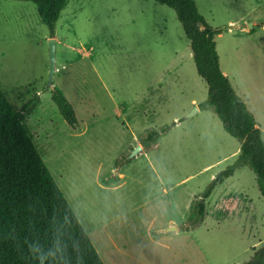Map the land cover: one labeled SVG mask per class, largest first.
Masks as SVG:
<instances>
[{"label": "rangeland", "instance_id": "374dc122", "mask_svg": "<svg viewBox=\"0 0 264 264\" xmlns=\"http://www.w3.org/2000/svg\"><path fill=\"white\" fill-rule=\"evenodd\" d=\"M195 2L222 31L221 69L264 139V0ZM51 31L33 2L0 0V84L17 109L35 100L33 141L105 264L248 262L264 243V197L249 166L216 187L201 224H188L192 202L241 143L206 103L176 12L155 0H70ZM55 88L76 128L52 101Z\"/></svg>", "mask_w": 264, "mask_h": 264}, {"label": "trees", "instance_id": "16d2710c", "mask_svg": "<svg viewBox=\"0 0 264 264\" xmlns=\"http://www.w3.org/2000/svg\"><path fill=\"white\" fill-rule=\"evenodd\" d=\"M18 1L33 2L41 21L54 34L70 0ZM155 1L176 12L197 71L209 87L206 103L214 107L224 129L241 143L236 161L192 202L191 228L203 222L206 200L239 167L247 165L254 171L264 197V139L253 114L221 69L216 37L222 31L206 21L195 0ZM52 101L65 121L76 128L78 118L67 96L55 88ZM35 106L31 100L17 109L0 84V264H105L33 141L26 115ZM158 135L152 131L145 144ZM244 264H264V243Z\"/></svg>", "mask_w": 264, "mask_h": 264}, {"label": "water", "instance_id": "95a60500", "mask_svg": "<svg viewBox=\"0 0 264 264\" xmlns=\"http://www.w3.org/2000/svg\"><path fill=\"white\" fill-rule=\"evenodd\" d=\"M56 48H57V38L52 37L49 39V60H50V74H49V87L52 85V79L56 71ZM196 111V110H195ZM194 111V112H195ZM192 112V114L194 113ZM190 114V115H192ZM142 150V146H138L135 153Z\"/></svg>", "mask_w": 264, "mask_h": 264}, {"label": "crops", "instance_id": "0c3cea01", "mask_svg": "<svg viewBox=\"0 0 264 264\" xmlns=\"http://www.w3.org/2000/svg\"><path fill=\"white\" fill-rule=\"evenodd\" d=\"M243 30H244L245 32H247V33H250V34L253 33V30H252V29L250 30L249 28H244ZM249 30H250V31H249ZM57 44H58V42H57ZM225 74H227V73L225 72ZM229 80H230V79H229ZM233 88H234V87H233ZM244 102H245V101H244ZM246 105H247V104H246ZM247 107H248V106H247ZM248 109H249V108H248ZM259 128H260V127H259ZM260 129H261V128H260ZM262 130H263V129H262ZM262 130H261V131H262ZM262 134H263V132H262ZM239 150H240V149H239ZM226 180H227V179H226ZM229 197H231V196H229ZM229 197H225L224 199L221 200V203H220V205H219L220 208H225L224 206H226V205L229 204V201H228V198H229ZM231 205H232V206H235V202H232ZM90 238H91V237H90ZM91 240H92V239H91ZM92 242H93V241H92ZM93 244H94V243H93Z\"/></svg>", "mask_w": 264, "mask_h": 264}]
</instances>
